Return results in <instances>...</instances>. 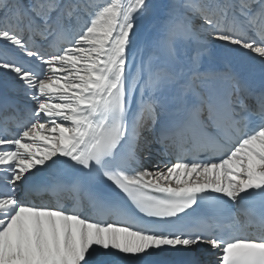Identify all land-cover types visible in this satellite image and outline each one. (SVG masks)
I'll use <instances>...</instances> for the list:
<instances>
[{"label": "snow or ice", "instance_id": "snow-or-ice-1", "mask_svg": "<svg viewBox=\"0 0 264 264\" xmlns=\"http://www.w3.org/2000/svg\"><path fill=\"white\" fill-rule=\"evenodd\" d=\"M219 50L264 64V0H0V264H264V76Z\"/></svg>", "mask_w": 264, "mask_h": 264}, {"label": "bare ground", "instance_id": "bare-ground-1", "mask_svg": "<svg viewBox=\"0 0 264 264\" xmlns=\"http://www.w3.org/2000/svg\"><path fill=\"white\" fill-rule=\"evenodd\" d=\"M153 2L155 4H160V3L164 2V0H153ZM153 15L157 16L158 13H154ZM153 15H150L149 17H146L144 20H142L140 22L139 33H138V39H139L140 43H143L141 26H142L143 23L149 21L152 18ZM226 52H230V51H225V50L217 51V53H226ZM241 53H243V52H241ZM0 90L2 91V93L5 90L2 82H0ZM7 93H8L9 96L14 97L15 99H17L20 103H26V100L24 98L23 92L21 90L14 89L11 84H9V87L7 89ZM155 149H156V145L153 143V145H152V153H151V157L150 158H152V159H160V157L157 156ZM146 158H148V157H146ZM165 159H167V158L165 157ZM33 171H35V170H33ZM29 175H31V173ZM36 203L38 204V203H41V202L37 201ZM203 246H205V245H201V246L196 247L191 254H185V253L178 252V251H175V250H173L171 252H162L160 255L155 256V257L152 258V263L155 262L158 259H165L167 257H177L180 254L181 255L185 254V255H187L189 257L194 258L195 260L200 261L201 264H210V262H212V264H213V262L215 261L216 257L210 255V253H209V251L207 249V246H206L205 249H201V247H203Z\"/></svg>", "mask_w": 264, "mask_h": 264}]
</instances>
